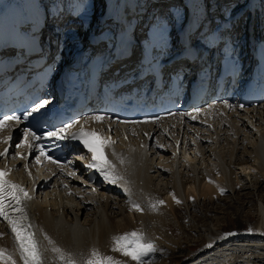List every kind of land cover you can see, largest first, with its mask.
I'll return each instance as SVG.
<instances>
[{"label":"bare ground","instance_id":"bare-ground-1","mask_svg":"<svg viewBox=\"0 0 264 264\" xmlns=\"http://www.w3.org/2000/svg\"><path fill=\"white\" fill-rule=\"evenodd\" d=\"M69 1L75 6L69 7V14L77 6L76 17L88 30L91 29L88 1ZM112 2L116 0L106 2L96 27L86 33L82 39L84 46L75 47L77 51L86 46L104 45L115 35V23L108 25L110 27L101 23L117 19L116 11H109V6L116 7ZM146 2L153 7L159 6L157 9L163 14L166 3L159 0H129L122 10V20H139L138 35L145 20L140 10L145 8ZM42 9L39 0H0V19L6 21L9 17L19 25L22 15L27 14L29 22H39ZM53 12L57 16L60 14L59 10ZM162 14L158 15L159 19ZM158 17L151 23L154 24ZM239 17L232 11L227 23L235 28ZM183 18L182 13L180 19ZM58 19L60 21L61 17ZM67 28L64 34L72 41L70 33L75 26L68 23ZM144 30L146 28L140 34L147 36ZM69 49L67 45L62 47L64 62L71 58L67 53ZM132 54L133 50L125 59L113 61L111 69L123 63L128 67ZM185 121L158 129L148 145L140 144L144 140L141 128L123 130L117 142L103 151L104 157L115 165L123 179L114 183L105 180L98 171L87 167L91 155L80 154L61 167L56 182L58 187L52 186L42 192L38 188L30 190L31 199L25 202L24 208L45 264H87L93 251L120 254L113 251V237L134 231L145 241L153 243L157 240L154 244L157 250L146 257L153 259L162 253L174 255L178 242L172 237L173 233L168 235L166 232L169 223H174L187 237L193 231L196 235L201 233L198 224L204 226L201 236L208 241L207 247L183 264H264V103L248 108H239L236 104H211L199 109L198 113H190ZM124 135H128L129 140ZM129 142L131 146L126 149ZM97 155L100 156L99 151ZM8 157L11 167L9 170L7 167L4 178L26 186L24 176H20L17 168L19 164L16 165L21 158L15 150ZM165 157L169 159L162 165ZM182 167L184 171H181ZM36 178L33 183L39 185L41 181ZM161 178L170 182L162 186L165 191L162 194L160 184L155 185ZM226 194L232 196L226 197ZM239 195L243 196L236 201ZM227 200L233 201L227 210L212 211L224 215L221 216L224 220L211 221L206 215L212 213L208 207L214 209L213 206L220 202L225 204ZM133 205H139L140 210ZM194 212H203L202 218ZM184 220L189 221L188 228L183 225ZM223 223L227 228L221 229ZM248 224L255 234L247 236L243 231ZM0 249L5 250L6 255L11 254L16 264H23L10 227L1 221ZM128 258L122 257L119 261L127 264ZM0 264L4 262L0 261Z\"/></svg>","mask_w":264,"mask_h":264},{"label":"snow or ice","instance_id":"snow-or-ice-1","mask_svg":"<svg viewBox=\"0 0 264 264\" xmlns=\"http://www.w3.org/2000/svg\"><path fill=\"white\" fill-rule=\"evenodd\" d=\"M40 105L39 107H42ZM34 109V111H37ZM5 119H18L17 117H5ZM95 119L99 120L101 117L97 116ZM4 121H0L3 124ZM69 124L66 128H61L58 131L50 132L48 135L56 137L57 139H68L69 136L65 135L67 128H71ZM26 136H32L35 138L36 134L30 129H25ZM71 138L78 140L83 148L87 149L91 153V162L87 165L90 169L98 171L105 180L110 182H116V180L123 179L116 170L115 165L104 157L103 149L107 147L108 141H105L97 135L96 132H86L81 129L78 133H71ZM10 139V138H9ZM99 141L100 156L97 155V147L95 141ZM43 154V153H42ZM4 155V153H0ZM115 155V153H113ZM39 159V157H37ZM121 163H124L122 158H119ZM57 161H53L56 163ZM5 173L0 171V217H3L7 221L8 226L14 236V240L19 251L20 258L23 264H45L43 253L40 250L38 241L35 238L34 232L31 230L28 215L23 207V201L25 199H31L28 196L27 191L17 184H13L10 181L4 179ZM160 203H163L161 201ZM137 210H140L139 205H133ZM47 239V237H45ZM115 247L113 251H118L125 257H130L136 264H150V261H146L144 257L150 253L155 252L157 249L155 245L150 241H145L144 237L138 232L126 233L121 236L113 237ZM49 243L51 241L49 240ZM59 251L58 249H53ZM92 259L87 261V264H122L121 261L115 260L111 256H101L98 252L93 251ZM0 261L4 264H16L11 254H5V250L0 249Z\"/></svg>","mask_w":264,"mask_h":264},{"label":"rangeland","instance_id":"rangeland-1","mask_svg":"<svg viewBox=\"0 0 264 264\" xmlns=\"http://www.w3.org/2000/svg\"><path fill=\"white\" fill-rule=\"evenodd\" d=\"M86 1H88V0H86ZM108 1V0H107ZM106 1V2H107ZM105 2V0H89V3H90V5H89V18H90V20H91V23H93L94 21V23H93V25H91V29H89L88 30V27L87 26H85V25H82V21L81 20H79V18H72L71 19V21L72 22H69L70 21V18H67L66 20H67V24H66V26H65V28H64V30L68 27V23H74L75 22V28L74 29H72L73 31H71V33H70V36H72L73 34H74V36L75 37H73V39L74 40H77V39H81V41H80V45H76V46H74V47H80V46H84V43H83V40L82 39H84L87 35H86V33L88 32V34H89V32L93 29V28H95L96 27V24H97V22H98V20H99V17L103 14V12H104V7H105V5L107 4ZM88 2H87V5L89 4ZM105 3V4H104ZM102 9V10H101ZM70 11H68V13H69ZM65 13H67L66 11H65ZM179 13L181 14V11H179ZM182 15V14H181ZM98 18V20L96 21V19ZM77 19V20H76ZM80 22H79V21ZM74 21V22H73ZM81 23V24H80ZM67 29H69V28H67ZM76 42H79L78 40L76 41ZM75 43H68V45H74ZM73 47V46H72ZM190 154V153H189ZM189 154L188 155H186V158H188L189 157ZM168 157H165L164 158V160H163V162L161 163L162 165H163V163H166L167 161H168ZM159 161V160H158ZM157 161V162H158ZM206 161V160H205ZM207 162V161H206ZM181 171H184V167H182V170ZM164 179L163 178H161V179H157V181L158 182H156L155 183V185H159V187H161V191H160V193L162 194V193H164L165 191H163V187L162 186H166V182H169V180L166 178L164 181H163ZM160 182V183H159ZM163 182V183H162ZM170 183V182H169ZM240 194H242V193H240ZM230 197V196H232L231 194L230 195H228V194H226V197ZM243 195H239L238 197H236V201H238L239 200V198H241ZM233 199H234V197H233ZM256 200V199H255ZM257 201V200H256ZM221 203V202H220ZM219 203V205L218 206H213L214 207V209H212V207H208V210L209 211H213V210H218V211H220V210H222V209H226L227 210V207H228V205H231L232 203H233V201H229V200H227L226 202H225V204L224 203H222V204H220ZM258 203H260L259 201L257 202V204ZM215 207H216V209H215ZM218 207V208H217ZM248 210V209H247ZM251 210H253V208H251ZM218 211H214V212H212V213H210V214H208V213H206V215L208 216V218L209 219H211V221H216V219H219V220H221V221H223L224 219L222 218V217H224V215H222V214H218L217 212ZM250 213H252V211H249ZM156 212H154V214H155ZM203 212H200L199 214H195V212H194V214L195 215H199V217H201L202 218V216H200V214H202ZM221 213V212H220ZM229 215H231L230 214V212H229ZM222 216V217H221ZM232 216V215H231ZM220 218H222V219H220ZM187 223V224H186ZM188 223H189V221H186V220H184L183 221V225H185L186 226V228H188L189 226H188ZM191 225V224H190ZM199 226H200V229H201V233H199L198 232V235H196L195 234V232L193 231V232H191V234L189 233V235H188V237H187V235H186V233L185 232H183V231H181V229H179L174 223H169L168 224V228L166 229V232H167V234L168 235H170V234H172L173 233V238L175 239V240H177V242H178V247L176 246V253L173 255L172 253V255L170 254V255H164L165 253H162V254H159L158 256H156L155 258H153V259H151V258H148V257H145V260L146 261H150V264H183V263H185L186 261H189V260H191L192 258V255H194L193 257H195V256H197L198 255V253L200 254V252L201 251H203L206 247H207V245H208V241L205 239V238H203L201 235L203 234V225L202 224H198ZM223 225L224 226H222L221 227V229H225V228H227V225H226V223L224 224L223 223ZM220 229V230H221ZM170 231V232H169ZM243 231H245V233L247 234V236H249L250 234H255V231H252V230H250L249 229V224L247 225V226H244V230ZM257 233V232H256ZM192 235V236H191ZM236 235L237 236H241V235H243V234H241L240 233V235H239V233H236ZM169 238H171V236H168ZM192 237H194V238H192ZM198 237H200V239H203V240H200ZM198 238V239H197ZM153 244H157V240L155 241V242H153ZM116 252H118V251H116ZM118 253H120V252H118ZM122 253H120V254H117V255H115L114 253H110L109 255H106V254H103V253H100V255L101 256H104V257H107V256H111V257H113L115 260H117L118 259V261L119 260H121V258L122 257H125V256H123V255H121ZM162 255V256H161ZM122 256V257H121ZM118 257V258H117ZM161 257H162V259H161ZM93 257H92V254H90V256H88V258H87V261L89 260V259H92ZM128 259H130V260H128ZM127 260H128V263L127 264H136V262L135 261H132L131 260V258H128ZM149 259V260H148ZM151 259V260H150Z\"/></svg>","mask_w":264,"mask_h":264}]
</instances>
